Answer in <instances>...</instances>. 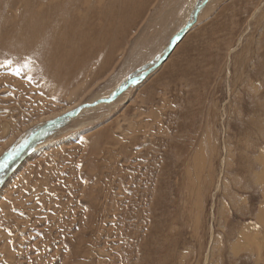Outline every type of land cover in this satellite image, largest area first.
Here are the masks:
<instances>
[{
	"label": "rangeland",
	"instance_id": "1",
	"mask_svg": "<svg viewBox=\"0 0 264 264\" xmlns=\"http://www.w3.org/2000/svg\"><path fill=\"white\" fill-rule=\"evenodd\" d=\"M126 1L0 0V162L56 125L0 173V264H264V0L137 82L195 0ZM44 30L62 69L17 46Z\"/></svg>",
	"mask_w": 264,
	"mask_h": 264
},
{
	"label": "bare ground",
	"instance_id": "2",
	"mask_svg": "<svg viewBox=\"0 0 264 264\" xmlns=\"http://www.w3.org/2000/svg\"><path fill=\"white\" fill-rule=\"evenodd\" d=\"M87 1H90V0H87ZM103 1L104 0H100V4L102 3L103 4ZM134 1H136V0H134ZM207 0H195V2H194V4L192 5V7H190V10L188 11V13H187V15H186V17H185V20H184V25L182 26V28L179 30V31H177L174 35H173V38H175L176 36H180L182 33H186L187 32V29L194 23V22H196L197 21V18H198V12L199 11H197V8L198 7H202L203 5H204V3L206 2ZM112 2V1H111ZM132 3V0H128V1H126L125 3H124V13H123V16H122V20H123V22L125 23V24H127L126 22H127V20H128V16H126L127 14H126V11H127V8H128V6H129V4H131ZM150 3V2H149ZM148 3V4H149ZM82 5H85L86 7H88V8H90V3L89 2H86V1H84V3L82 2L81 3ZM98 4V3H97ZM101 4V5H102ZM102 7V6H101ZM149 7V6H148ZM42 8V7H41ZM147 8V7H146ZM139 9H141L140 7H139ZM74 11V10H73ZM36 12H38V11H36ZM136 12V11H135ZM49 13H51V12H49ZM73 13V12H72ZM74 14V13H73ZM97 14V13H96ZM44 15V14H43ZM40 16V15H39ZM112 16H114V14L112 13ZM51 17H52V15H51ZM54 17V16H53ZM81 17H83V16H81ZM85 17V16H84ZM119 17V16H118ZM127 17V18H126ZM126 18V19H125ZM58 19V18H57ZM57 19H55V22H57ZM118 20V19H117ZM60 21V20H59ZM85 21V20H84ZM61 22V21H60ZM118 22H120V21H118ZM122 22V23H123ZM84 23H86V21L84 22ZM114 23V22H113ZM124 23H123V25H124ZM122 27V26H121ZM108 28V27H107ZM110 28V27H109ZM118 28V27H117ZM115 29V28H114ZM123 29V28H122ZM125 29H126V27H125ZM116 30V29H115ZM118 30V29H117ZM123 32V31H122ZM125 32V31H124ZM39 33L40 34H34V35H36L37 37H33L32 39H31V41H23L22 42V45L20 44V42L18 43V45L17 46H22L23 47V49H29V50H33L35 53V55H37V56H40V57H42V56H44V60H43V62H41L42 64H44V65H46V64H48L49 66H51V67H57L58 69H62L63 67H65V65L67 64V61H68V59L65 57V58H57V54H58V50H57V48H55V46H53L52 44H51V42H49V40H50V36H51V33H50V31H39ZM122 34V33H121ZM183 34V35H184ZM52 38V37H51ZM172 38V39H173ZM18 40V39H17ZM20 40V39H19ZM171 40L169 41V43L167 44V46L161 51V52H159L157 55H156V57L152 60V61H150V62H148L146 65H145V67L143 68V69H141L139 72H137L135 75H132L131 77H129L127 80H131L133 77H135V76H137V77H135L133 80H132V82H134L135 81V79L136 78H139L145 71H148V69L150 70H152V68H154L155 67V65L156 64H158V63H160L161 62V59H162V57L165 55L164 54V52L165 53H169L171 50ZM85 44H87V43H85ZM43 48H45V52H44V55H40L41 53H42V51H43ZM85 48V47H84ZM77 51H75V53H76ZM173 52V51H172ZM34 55V56H35ZM52 71V70H51ZM142 73V74H141ZM141 74V75H140ZM139 75V76H138ZM140 80V79H139ZM138 80V81H139ZM125 83V82H124ZM131 83V82H130ZM122 85H124V84H122ZM122 87V86H121ZM119 88L120 87H118V89H116L113 93H111V95L109 96V95H107L106 97H108V98H106L105 100H111V99H115V98H117V96L119 95V93H117L118 91H119ZM115 93H117V94H115ZM113 95V96H112ZM114 97V98H113ZM96 100V99H95ZM87 104H91V105H94V103L91 101V103H86V104H84V105H87ZM84 105H80L83 109H84ZM77 108V107H76ZM76 108H74L73 110L71 109V108H69V109H71L72 110V112L76 109ZM253 108H254V110L255 111H258V110H260L261 109V107H255V106H253ZM67 110V109H66ZM66 110H65V112H66ZM68 112V111H67ZM66 112V113H67ZM81 112V109H79L78 110V112H76L74 115L76 116L77 114H79ZM61 114H63V113H61ZM53 116H56V114H54ZM50 117H52V116H50ZM57 117H59V116H56V118ZM55 118V119H56ZM72 117H70L69 119H71ZM50 119V118H49ZM65 121V119H63L62 121H61V123L62 122H64ZM48 122H50V120H47L46 122H44V123H42L41 125H39L40 127H39V129L37 130V132L35 131V130H33L32 132H30L28 135H26L24 138H23V140H21V142H20V144H26V142L28 141V139L30 138V136H31V134L32 133H34V132H36L32 137H31V139L33 138V137H36L37 139V141L41 138V134H43L44 132H45V130L47 129H49V130H51L52 128H54L56 125H54V126H51L50 128L48 127V126H50L49 124H48ZM51 122H52V120H51ZM47 124V125H44V124ZM45 127L44 129H43V131H42V133L41 134H38V131L43 127V126ZM57 125H60V124H57ZM42 126V127H41ZM48 130V131H49ZM44 135H42V137H43ZM31 141V140H30ZM29 141V142H30ZM35 143H37L36 141L34 142V144ZM29 143H27V145L26 146H28L29 147ZM34 146V145H33ZM19 147V146H18ZM23 147H25V146H23ZM32 147V146H31ZM31 147H29V148H27L26 150H25V154H27V153H29V151L30 150H32V149H30ZM21 148V147H20ZM2 162V161H1ZM9 164H6V165H4V167H10V166H8ZM6 169V168H5ZM4 169V170H5ZM1 180V179H0Z\"/></svg>",
	"mask_w": 264,
	"mask_h": 264
},
{
	"label": "water",
	"instance_id": "3",
	"mask_svg": "<svg viewBox=\"0 0 264 264\" xmlns=\"http://www.w3.org/2000/svg\"><path fill=\"white\" fill-rule=\"evenodd\" d=\"M201 7H198L197 8V11L200 9ZM184 33H182L180 36H176L173 40H172V42H171V51L174 49V47H175V45H176V43L184 36L183 35ZM171 51L169 52V53H165V55L162 57V59H161V62L160 63H158V64H156L155 65V67L154 68H157L166 58H167V56L171 53ZM154 68H152V69H154ZM151 71V69L150 70H148V71H146V72H144L139 78H136L135 79V81L134 82H137L139 79H142L143 77H145L149 72ZM127 88V87H126ZM126 88L124 87L122 90H120V92L119 93H122L123 91H125L126 90ZM114 98V97H113ZM102 100H100V101H98V102H101ZM108 101V100H107ZM87 105H89V104H87ZM69 115L71 116L72 114L71 113H69ZM46 127V126H45ZM44 126L38 131V134H41L42 133V131H43V129L45 128ZM37 138L36 137H33L32 139H31V141L29 142V147H33V144L32 143H34L35 141L37 142V140H36ZM28 146H25V147H21V148H17V149H15V151L12 153V154H10L9 156H6L5 157V159H3V161L2 162H0V173H1V171H3L6 167H4V165H6V164H9L8 166H11V165H15V164H17V162H19V161H21L22 160V158L24 157V152H25V150L27 149V148H29Z\"/></svg>",
	"mask_w": 264,
	"mask_h": 264
}]
</instances>
